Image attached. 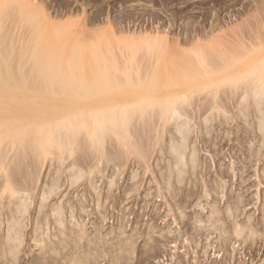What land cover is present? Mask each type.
Instances as JSON below:
<instances>
[{
    "label": "bare ground",
    "instance_id": "obj_1",
    "mask_svg": "<svg viewBox=\"0 0 264 264\" xmlns=\"http://www.w3.org/2000/svg\"><path fill=\"white\" fill-rule=\"evenodd\" d=\"M261 5L264 8V4ZM65 6L67 8V5ZM257 7L256 9L258 11ZM263 13H261L262 16L264 15ZM258 16L256 17L257 19H259ZM262 16L260 17L263 18ZM53 17L54 15H51L50 11L48 12L46 4L40 0H0V262L3 261V264L4 261L9 264H26L28 261L26 260L27 262H24V260L21 259L23 255L21 256L20 253L23 252L27 243L29 245L32 242L39 256L36 255V259L33 257L35 261L31 262V264H98L100 258L102 260L105 259L106 256L111 260V264H146L150 262L149 259L157 256H161V258L154 260L156 264H164L165 261L171 263L170 261L173 260V264H241L240 262L236 263V260L233 261L227 258L229 255L225 258L223 257V260L222 257H220L219 260L213 261L209 260V256L208 258H202L200 257L201 255H195V257L192 256L194 257L192 260L187 256L185 259V257H181V254L179 255V252L187 251V248L183 249L184 247L195 244L196 247L200 246L202 249L203 247L205 248V252L203 251L204 253L202 256L207 257L208 254L206 249H208V247L213 248L212 242L208 240L212 236V238H216L217 241L215 240V242L221 249H227L229 244L232 243L231 248L234 250L237 241L239 244L244 243L245 245H250L249 248L251 252H253V256H251L253 258L250 260V264L252 262L253 264H264V252L260 253L261 249L264 251V207L261 208L263 212L261 214L262 217L259 219L253 217L252 219L251 215H245L247 216L246 219L243 220V222L240 221V223L236 221L238 215H240L238 213H241V211L238 210L239 204L243 202L240 196H237L234 201L231 200L232 202L230 204L227 202L228 205L223 209L224 206H219V200L216 198L212 200L211 198L213 196L209 193L211 197L210 201L212 200L213 202L205 206L201 204L203 201L199 200L194 207L196 208L194 211L196 212L197 210V213L194 212L195 215L193 213V216L191 215L190 217L187 216L186 209L194 204L193 200L195 199H202L203 196H205V198L207 196L208 199V193H206L207 195L205 194L207 190H214L217 193V188H220V183L218 182L219 178H211L209 182L204 180L205 183L203 181V185H205V188L207 189V186L210 185L211 189H203L202 192H199L196 188L197 191L187 192L186 189L185 193L180 194L179 190H177L184 182L187 174L189 176H197L198 172H196V170L200 168L201 171L204 167L205 162L202 161L203 157L200 152L201 146L199 147L197 143V140L200 139L199 137L202 139L204 138V140L210 139L212 144V130L215 128L214 125L222 124L219 123L221 122L219 118L222 116L223 117L220 118L221 120L226 118L222 122L228 121V118L231 117L230 111L233 107L236 110L233 108L232 110L235 112L232 113L233 115L236 114L238 117L240 116V121L243 119L245 120L248 115L253 116V144L255 146H253L252 151L250 149L249 155L253 156V165L256 161L262 160L261 155L264 156V36L260 33V35L257 36L255 33L256 31L254 32L252 30V34L254 32L256 36L251 35L254 40L250 46L249 41V44L241 43L246 37L237 32L243 39L241 38V42H235V44L229 45L231 47H228L226 50L227 43H230L229 41L232 39L228 37L229 41L227 42L225 39L224 42L220 40V37H217L221 41L220 42L215 38L216 33H214V37H211V39L210 35L209 39L216 44L217 47L213 44L211 45L212 49L209 48L213 50V52L216 48L217 51L219 47L222 49H220L221 53L220 51H218L219 53L215 51L217 54L211 51L214 56L217 55L218 60L220 58V60L223 61L220 62L216 69L217 74L221 77H218L215 73V69H213L217 59L212 62L214 65L211 63L212 60L210 61V66L212 67H205L209 65H206L207 60L205 61L204 59L209 58L211 52L210 54L208 53V57H203L204 53L198 51L200 54L199 57L196 54V59H194V56L188 59V56L187 59L183 57L185 60H182V56L184 55L182 54L179 56L181 57L179 59L180 62L178 58L172 60L174 62L176 61L174 63L176 69H172L171 72L180 69L178 71L180 73L175 72L177 74L174 75L175 78L171 79L168 77L170 80L167 81V78L165 79L166 82L160 77L161 75H159L158 78L163 80V82L153 77L156 75L155 73L160 72V66L155 73L154 71H156V69L154 68L156 64H161V61L159 62V57H163V54L158 52L159 55H162L159 57L157 56L158 60L154 59V62H156L154 65V62L151 60V57L149 59V56L145 60L146 63L142 60V56V59L139 57L141 62L143 61L145 64L141 63L138 61L139 59L137 60L135 53L138 50L137 48H139V44L145 40L152 39V42L155 43L154 46L157 45V41H159V46H165L168 38L164 36H166L167 33H165V35L162 33V35L158 36L159 32L158 35H154L155 37L153 38H150L151 35L148 37L145 32H142V35L145 34V36L140 37H138L139 34L137 37L135 35L134 37L128 36V38L122 35L123 37L120 38H125L122 44L118 35L111 32L112 35L114 34V37L117 36V38L115 37V39L111 41L114 42L116 40L115 42H117L118 45L120 43L123 45L119 48L120 45L118 47L116 44V47L123 49L125 44L123 50L126 49L124 53L127 56L124 55L125 58L123 57L121 60L123 54L120 53L122 55L120 57L117 55L116 57L115 53H113L114 51L111 52L114 49L110 50L112 46L108 39L109 45H107V43H102L104 44L103 46L99 42L102 46L95 45L89 47L90 49L85 46L83 47L80 41L67 44L63 37L64 31L66 30L65 27L70 24L69 22H72L70 25L73 26L77 19L76 21L71 18H69L71 20L67 18L68 20L65 19V21L63 19L64 23L66 22L65 24H67L64 25L63 21H60V19L58 21L56 19L54 20ZM261 20L258 21L261 22ZM263 21L264 20H262V22ZM259 22L257 24L258 26H260ZM255 24L253 26H255ZM61 26H63L64 29ZM241 28L242 27L239 29ZM250 29H254V27ZM45 30L48 31L46 32ZM261 30H263V26ZM225 31L227 32L224 33L226 35L228 31L229 34L230 32L233 33V29H228V31L226 29ZM239 32L241 33V31ZM46 33L49 35H46ZM130 33L131 32H129V34ZM262 33L264 34V31ZM234 36H236L235 33ZM207 38L208 36L206 39ZM153 39L156 41H153ZM177 39L178 36L174 41L175 43ZM237 39L239 40V38ZM197 40H195V42ZM210 40L206 41V44H202L203 47L204 45H210V43H212ZM246 41L243 40V42ZM177 42V46L173 44L176 46L174 49L179 48L178 44L181 42ZM217 42H220L219 44L224 42L222 45L225 48H223L222 45L218 46L219 44ZM149 45L148 43L146 46H141L146 47V50L142 49L146 51V54H149L150 51L155 52L154 50L156 48L159 51L161 49V46L160 49H158L159 46H156V48L154 46L153 48H149ZM199 45L200 44L197 45V49ZM187 46L189 49L192 45ZM163 47L162 50L164 49ZM167 47L170 48V45ZM118 48L116 49L118 50ZM199 49L201 50L202 48L200 47ZM88 51H90V55L86 54ZM196 51L197 50H195V52ZM121 52L123 51L121 50ZM163 52L165 53L164 50ZM143 53L140 54L143 55ZM174 53L176 54L178 52ZM174 53H171V55H174ZM180 53L181 51H179L178 54ZM184 53L186 54L185 56H187V53ZM240 53L242 54L240 55ZM191 54L194 55L192 52ZM191 54L189 53V55ZM248 54H253V59L250 55L252 61L249 60ZM154 55L156 56V54ZM243 55H245V57ZM114 56L120 58V60L116 59ZM211 57H213L212 54ZM245 58H249L248 63ZM212 59H215V57ZM244 59L246 63L242 64L241 60L243 61ZM147 60L150 61L147 62ZM164 60L167 59L164 58ZM89 62L92 63L91 65L96 64V67L99 66V68L97 67L98 70L95 68V70H97L96 72H92L91 69V73L97 76L95 79H91V81L90 79H88L89 81H87V79L83 80V77H81L82 74L79 73L84 72V66ZM217 62L219 63V61ZM164 63L167 64L165 61ZM164 63L163 65H166ZM180 63L181 65L178 68L179 65L177 66L176 64ZM182 63L185 64L182 65ZM207 63H209V61H207ZM139 64L140 66L142 65V67H140ZM135 65L138 67L135 68V70L138 69L135 71L138 72L136 74H134L135 72L133 71L134 67H136ZM165 67L167 68V65ZM130 69L134 72V77H131L132 72ZM178 74L180 76L177 78L176 76H178ZM78 78L82 80H78ZM227 84L231 87L229 93L232 95L230 96L224 87L225 85L227 87ZM23 89L24 91L34 94L35 96H32L34 99L30 101L18 99L17 94L22 92ZM8 91H10L12 95L4 93ZM203 91L204 93H202ZM115 94L119 97L121 95V97L115 98ZM56 96L61 97L59 99L60 102H56ZM124 96L126 98H124ZM225 96L232 103L226 101ZM235 96L236 98H234ZM155 106L159 109L158 113L155 112L154 116V113L151 115V111L152 107ZM151 116H154L153 121L150 120ZM133 117L135 119L146 117V120H150L152 124L147 127V124L150 123L148 121L147 124L144 123L146 124L145 129L141 130L140 128L144 126L141 125L142 127H140L139 130H134L135 127H132V122L135 121V123H138L141 119L136 122ZM198 117L200 118V123L199 121L195 123L194 120H197L195 118ZM154 118L160 121L158 120V122ZM146 120L143 122H146ZM168 122L171 124L170 129L169 127L168 129H163L166 127L164 124ZM197 122L199 124L202 123V126L200 125L201 129L198 128L200 126L199 124L197 125ZM247 122L245 121L246 124ZM225 125H227V123ZM137 126L139 125L136 124V128H138ZM130 127L133 128L134 132ZM146 129L149 130V132ZM246 129L248 128L246 127ZM164 131L165 134H163ZM107 136H110L109 139H111L110 142L108 140V144L105 143L107 142ZM112 136L115 138L113 137L114 139H112ZM214 137L216 136L214 135ZM224 137L222 136V139ZM115 139L116 141L114 143L112 140ZM138 140L143 141V143L139 144ZM214 140L213 142L216 141ZM205 142L206 140L204 143ZM217 142H219V140ZM156 145H159V147L156 148L157 150L154 151L156 152V162L151 164L149 159H151L152 151ZM214 145L219 144L213 143V146ZM19 148L24 150V152H33L32 154H34V156L32 155L31 157L34 158L29 159L31 160L29 163L26 161L27 158L25 162H23L20 155L22 152ZM151 149L152 151H150ZM10 150H14L12 153L19 151L16 155L17 157L20 155L22 161L15 155L9 154L11 157L9 156L8 158ZM22 155L24 156V154ZM13 156L17 158L16 163H19L18 166L20 165L21 171L19 170L20 167H13V163H15L16 160L12 158ZM216 158L215 160H217ZM153 159L155 160V157ZM18 160L22 162V166ZM127 161H129V163L133 162L134 167L136 166L137 169L134 168L129 172V186H127V189L125 188L126 190L124 189L123 193H119L120 190L118 192L119 194L114 193L113 187H118L117 183L121 182L118 181L120 176L122 177L119 169L122 167L121 165L126 167L125 164ZM108 163L110 164L108 169L110 170L112 168L111 173L109 172L110 175L103 176L106 172L104 170ZM232 163L233 162H231V164ZM23 164L25 167H23ZM206 164L205 170H207ZM245 166L244 163V167ZM263 166L264 165L260 166L262 168L258 170L259 183H263L264 181ZM156 167L158 171L155 170ZM129 168L131 167L129 166ZM139 168L142 170L140 169L139 171ZM14 170L16 172L18 171V173L14 172ZM123 171L124 169L122 173ZM220 172L221 171L217 172L218 176H220ZM229 172H231V170ZM100 173L101 175H99ZM109 173L107 172L106 174ZM145 173H152V175H154L153 178L159 189V192H157L155 196L153 195L154 193H152V189L151 191L148 189L144 194L138 193ZM224 174L223 171V175ZM206 175H208V172ZM237 175H239V173ZM18 176L21 177L19 178ZM242 176L241 179L244 181V176ZM230 178H232V175ZM193 180H195L193 183L196 182L197 177L193 178ZM147 181L144 184L145 186ZM196 183L194 186H196ZM222 183L224 184L225 181ZM223 184H221V187ZM120 185L119 187H122ZM150 186L151 184L148 187ZM79 187H81V190L75 194L74 192L78 190ZM72 189L73 191H71V193L70 190ZM224 189L223 187V190ZM112 190L113 192H111ZM154 191H156V189ZM137 194H140L145 204L147 201L151 200L153 196L155 197V201L158 200L163 203L162 206L159 205L161 207L158 208L157 213L154 209L155 211L153 210L154 213H152V215L150 214L148 217L147 214V218H145L147 226L143 229L141 228L142 226H137L138 222H135L137 224L134 226L133 222L128 220L125 221V216L127 214L124 211L128 208L124 211L120 209L122 212H120V214H126L125 216L120 215V219L117 221L119 231L121 232H116L119 233L116 234L112 232L113 229L111 232L109 230L111 234H114L112 238L115 237L117 241L115 240V242H113L114 239H111L112 241L108 239L109 235H106L107 232L105 234L102 233V237L106 236L107 239L99 236L103 223L108 219L107 210H109L110 207L114 209V206L116 207L118 204L121 207L124 200H129L130 202L131 198L133 199L135 196H139ZM90 203H92V205H90ZM88 205L91 207H89L90 209L87 207ZM240 207L243 208L242 204ZM204 210L209 212V214L207 213L208 216L205 217L206 221L203 219ZM128 212L129 211H127V213ZM207 214L205 213V215ZM93 216H96V220L91 221L87 219ZM225 216L229 217L231 221L229 219L230 222L226 221ZM190 219H193V221ZM109 221L110 220L107 222ZM128 222L131 223L129 224ZM158 222L163 224V226H159ZM88 223H90V225ZM127 224H129V226H127ZM175 226H179V229L173 230ZM127 227L130 229L129 232H127ZM89 228L93 230L88 231ZM115 231L116 230H114V232ZM157 232L159 234L157 236L154 235L157 234ZM28 235H30L29 239ZM203 236H205L204 238L206 239L207 245L205 241L202 243L203 240L198 242L199 237L201 238ZM230 236H232L231 240L229 239ZM139 238L145 241V247L136 250V243ZM161 240L164 241L162 243L164 245L162 246ZM177 240H179V243H177ZM180 242L183 243L181 246H179ZM179 247H181L182 250L179 251ZM171 248L173 249L171 250ZM63 253H70V258L69 260L67 259L68 261L66 262L65 258L67 256H65V258L61 260H64L63 263H61L59 260L60 258L58 259L57 257H62ZM259 253L262 254L263 257H257ZM215 254L217 253L214 252V255ZM25 255H27V253ZM215 256L218 257V254ZM151 261L153 262V259Z\"/></svg>",
    "mask_w": 264,
    "mask_h": 264
},
{
    "label": "rangeland",
    "instance_id": "obj_2",
    "mask_svg": "<svg viewBox=\"0 0 264 264\" xmlns=\"http://www.w3.org/2000/svg\"><path fill=\"white\" fill-rule=\"evenodd\" d=\"M40 1H42V2H44V4H46V7L48 8V12L50 11V13H51V15H54V20L56 19L57 21L60 19V21H63V19H64V21H65V19L66 20H68L69 18H71L72 20H75L76 21V19H77V21L76 22H74V24H73V26L72 25H70L72 22H69L70 24V26L68 25V26H66L65 27V31H64V39L66 40V43L67 44H70V43H72V42H75V41H80V43L81 44H83V47L85 46V47H88V49H90L89 47H93V46H95V45H101L102 43H107V45H109V43L111 44V46H112V48H110V50L111 49H114V50H112L111 52H113V53H115V55H116V57H117V55H119L118 57H120L122 54V56H121V60L123 59V57L125 58V56L124 55H126L125 53H124V51L126 52V49L125 50H123L124 48H125V44H124V47H123V49H119V48H121V46H123V45H121V43L119 44L120 45V47H119V45H118V43L117 42H112L114 39H115V37L117 38V36H113L112 34H111V32L113 33H115V35H118V38H122L123 36H127V37H125V38H128V36H130V37H134L135 35H136V37L138 36V34H139V36L138 37H140V36H145V34L148 36V37H150V35H151V37L150 38H153V37H155L154 35H158V33H159V35L158 36H160V35H162V33L165 35V33H167L166 34V36H164L165 38H168V40H167V44H165V46L164 45H160L161 46V49H160V46L158 45L159 43V41H157L156 43H157V45L156 46H159L158 47V49H160V51L159 50H157V48H156V46H154V44L155 43H153L152 42V39H150V40H147V41H149V42H147L146 40L142 43H140L139 44V48H137L138 50L136 51V53H135V55L137 56L136 58H137V60L138 61H140L141 62V56L143 57V59L142 60H144V62L146 63V59L148 58V56H149V59H150V57H151V60L154 62V59H157V56L159 57L160 55H162L163 54V57L161 56V57H159V62L161 61V64L159 65V64H156V62H154V65H155V68L154 69H156V71H154V73L155 72H157L158 71V69H159V66L161 67L159 70H160V72H157V73H155L156 75H157V77H156V75H154L153 77L154 78H157L158 80L160 79V78H158L159 77V75H161L160 77L161 78H163V80L165 81V79H167L168 77L169 78H171V79H174L175 78V72H177V73H180V72H178L180 69H178V71H172L171 72V70L172 69H176V66H175V62L174 61H172V60H176L177 58H178V60L181 58V57H179L180 55H182V54H184L183 56H182V60L186 57V59H187V57L189 56V58L188 59H190V57L191 56H194V59H196L197 57V55H198V57H199V54L200 53H198V51L199 52H203L204 54H203V57H208L207 55H209L210 54V52L212 51L213 52V50H210V48L212 47L211 45H213L214 43L209 39V36H210V38L211 37H214V33H216L215 34V38L216 39H218L217 37H220V40H223L224 42H225V39L227 40V42L229 41L228 40V37H229V39H232V40H230L229 42L230 43H232V44H230V43H227L228 45H227V48H226V50L228 49V47H231V46H229V45H233V44H235V42L236 43H238V42H241V38L243 39V37L242 36H244V37H246V38H244L243 40L244 41H246V42H243V40H242V42L241 43H245V44H249L248 43V41L250 42V46H251V44L253 43V36H258V35H262V36H264V34L262 33L263 31H264V21L262 22V20H264V15L262 16V14L261 13H263L264 11V8L262 7V5L261 4H264V0L262 1V0H40ZM255 1V2H254ZM260 1V2H259ZM46 2V3H45ZM65 2H66V4H65ZM257 3V4H256ZM259 4V5H258ZM65 5H67V8H66V6ZM65 6V7H64ZM255 6V7H254ZM257 6H260V7H257ZM256 7L258 8V11H257V9H256ZM261 7H262V9H261ZM70 8V9H69ZM254 8V9H253ZM256 9V10H255ZM261 9V10H260ZM263 11V12H262ZM71 12V13H70ZM259 15H257L256 13ZM256 15H255V14ZM260 13V14H259ZM264 14V13H263ZM254 15H255V17H254ZM258 16V18L259 19H257L256 17ZM260 16H262L263 18H261ZM66 17V18H65ZM68 18V19H67ZM262 20H261V19ZM71 19H69V20H71ZM257 20V21H256ZM261 20V22H259V21ZM64 21H63V23H64ZM254 22V23H253ZM258 22L260 23L259 25L260 26H258L257 24H258ZM66 23V22H65ZM64 23V25H67V24H65ZM256 23V24H255ZM76 24V25H75ZM255 24V26H253ZM263 24V25H262ZM237 26V27H236ZM262 26H263V30H261L262 29ZM61 27H63V26H61ZM68 27V28H67ZM112 27V28H111ZM231 27V28H230ZM234 27V28H233ZM240 27H242L241 29H239ZM254 27V29H250V28H253ZM109 28H111V29H109ZM214 28V29H213ZM259 28H261V29H259ZM63 29H64V27H63ZM227 29V31H228V29H233V33H231L230 32V34H229V31H228V36L226 35V34H224V33H227L225 30ZM235 29V30H234ZM256 29V30H255ZM163 30V31H162ZM222 30V31H221ZM224 30V31H223ZM237 30V31H236ZM249 30V31H248ZM252 30L256 33V35H254L255 33L253 32V34H252ZM46 32L48 31V30H45ZM158 31V32H157ZM205 31V32H204ZM216 31V32H215ZM232 31V30H231ZM235 31V32H234ZM239 31H241V33L239 32ZM243 31V32H242ZM246 31V32H245ZM248 31V32H247ZM261 31V32H260ZM124 32V33H123ZM129 32H131L130 34H129ZM133 32V33H132ZM142 32H145V34L144 35H142ZM150 32V33H149ZM210 34H209V33ZM221 32V33H220ZM239 34H241V35H239ZM245 32V33H244ZM251 32V33H250ZM126 33V34H125ZM153 33V34H152ZM157 33V34H156ZM199 33V34H198ZM234 33L236 34V36H234ZM246 33H248V34H246ZM258 33V34H257ZM260 33V34H259ZM48 33H46V35H47ZM113 36H111V35ZM131 34H133V35H131ZM149 34V35H148ZM204 34V35H203ZM233 34V35H232ZM250 34V35H249ZM49 35V34H48ZM123 35V36H122ZM213 35V36H212ZM217 35V36H216ZM239 35V36H238ZM245 35H247V36H245ZM251 35H253V36H251ZM176 36V37H175ZM177 36H178V39H177V41H179V42H181V43H179L178 44V47L180 48H176V49H174L176 46H177V44L176 43H178L177 41H176V43L174 42L175 40H176V38H177ZM194 36V37H193ZM208 36V38L206 39V37ZM231 36H232V38H231ZM233 36H234V38H233ZM248 36H250V37H248ZM201 37V38H200ZM222 37V38H221ZM224 37H227V38H224ZM111 38V39H110ZM120 38V39H121ZM124 38V39H125ZM188 38V39H187ZM190 38V39H189ZM192 38V39H191ZM196 38V39H195ZM214 38V39H215ZM237 38H239V40L237 39ZM110 41H108V40ZM124 39H121V41L120 42H122V44L124 43L123 42V40ZM170 39V40H169ZM184 39V40H183ZM198 39V40H197ZM200 39H202V40H200ZM205 39V40H204ZM212 39V38H211ZM215 39V40H216ZM234 39V40H233ZM101 40H102V42H101ZM112 40V41H111ZM195 40H197L196 42H195ZM210 40V42H212V43H210V45H204V47H203V45L202 44H206V41H209ZM215 40H213V41H215ZM219 40V39H218ZM218 40H216V41H218ZM219 40V41H220ZM237 40V41H236ZM118 41V40H117ZM151 41V42H150ZM153 41H156V40H154L153 39ZM174 43H173V42ZM202 42V43H200V42ZM204 41H205V43H204ZM215 41V42H216ZM233 41V42H232ZM101 44H100V43ZM109 42V43H108ZM186 42H188V43H186ZM195 42V43H194ZM199 42V43H198ZM221 42V41H220ZM220 42H217L218 44L220 43ZM224 42H222L221 44H219L218 46H220V45H222V44H224ZM115 45H114V44ZM146 43V44H145ZM148 43L150 44L149 45V48H153V46L156 48L154 51L155 52H157V53H155V52H151L150 51V53H152V54H150L149 52V54H146V51H143L144 49L146 50V47H141L142 45H148ZM169 43V44H168ZM197 43V44H196ZM118 45V47H116L117 45ZM153 44V45H152ZM161 44V43H160ZM173 44H175V45H173ZM182 44V45H181ZM186 44V45H185ZM193 44H194V46H193ZM198 44H200L199 46H198V49H197V45ZM103 46H104V44H102ZM101 45V46H102ZM106 45V44H105ZM170 45V48L169 47H167V46H169ZM171 45H172V47H171ZM185 47H184V46ZM187 45H192L194 48H196V49H194L192 46H190L189 47V49H188V46ZM248 45V46H249ZM164 46V47H163ZM181 46V47H180ZM186 46H187V48H186ZM207 46V47H206ZM214 46L215 47H217L216 46V44H214ZM223 46V45H222ZM221 46V47H222ZM225 46H226V44H225ZM247 46V45H246ZM108 47H110V46H108ZM162 47L164 48L163 50L165 51V53L167 54H165L164 52H163V50H162ZM202 48L201 50L199 49V48ZM210 47V48H209ZM214 47V48H215ZM102 48H104V47H102ZM105 48H106V46H105ZM116 48H118V50L116 49ZM148 48V47H147ZM172 48V49H171ZM182 48V49H181ZM184 48V49H183ZM193 48V49H192ZM203 48H204V50H203ZM223 48H225L224 46H223ZM143 49V50H142ZM186 49V50H185ZM188 49V50H187ZM193 51H192V50ZM206 49H207V51H206ZM212 49V48H211ZM220 47L218 48V51H220ZM121 50L123 51V52H121ZM162 50V51H161ZM182 50H184V51H182ZM195 50H197L196 52H195ZM222 50V49H221ZM172 51V52H171ZM179 51H181V53L180 54H178L179 53ZM188 51H189V53L191 54V52L194 54V55H189V53H188ZM215 51H217V48H216V50H214V52L213 53H215V54H217V52H215ZM244 51V50H243ZM128 52V51H127ZM137 52H138V55H137ZM145 53V55H144V53ZM158 52H160V53H162V54H160L159 55V53ZM170 52V53H169ZM174 52H178V53H174ZM184 52H186L187 53V56H185L186 54L184 53ZM206 52V53H205ZM211 52V54H212V56L213 57H211V54L209 55V58H206V59H204L205 61L207 60V61H209V63H207V61H206V65H209V66H205V67H212V66H210L211 65V63L212 62H214L216 59H217V61H219V63L216 61L214 64H215V66H213L214 68L213 69H215V73H216V75H218V77H221L219 74H217V68H218V65L220 64V62L222 61V60H220V58H219V60H218V58H217V55L216 56H214V54ZM120 53H122V54H120ZM140 53H143V55L142 54H140ZM171 53H174V55L172 54L171 55ZM209 53V54H208ZM219 53V52H218ZM220 53H221V51H220ZM243 53V52H242ZM242 53H240V55L242 54ZM253 53V52H252ZM87 55H90V51H88L87 53H86ZM128 54V53H127ZM154 54H156V56L154 55ZM170 54V55H169ZM197 54V55H196ZM151 55H153V56H151ZM206 55V56H205ZM220 55V54H219ZM218 55V56H219ZM229 55V54H228ZM251 55V57H252V59H253V54H250ZM250 55L248 54V56H249V58H250ZM127 56V55H126ZM144 56H145V59H144ZM169 56V57H168ZM171 56H174V57H171ZM221 56V55H220ZM219 56V57H220ZM244 57H245V55H243ZM247 56V55H246ZM115 57V56H114ZM115 57V58H116ZM141 59H140V58ZM184 57V58H183ZM201 57H202V54H201ZM215 57V59H212V58H214ZM164 58L165 59H167V60H164ZM169 58V59H168ZM249 58H245V59H247V61L244 59L243 61L241 60V62H242V64H245L246 62L248 63L249 61H248V59ZM116 59H118V60H120V58H116ZM192 59V58H191ZM208 59H210V60H208ZM252 59L250 58L249 60L250 61H252ZM158 60V59H157ZM178 60H177V62H178ZM181 60V61H182ZM185 60V59H184ZM212 60V61H211ZM138 61H136L137 63H139ZM150 60H147V62H149ZM156 61V60H155ZM164 61L165 62H167V64L166 63H164ZM210 61H211V63H210ZM246 61V62H245ZM135 62V63H136ZM179 62H180V60H179ZM182 62H184V61H182ZM223 62V61H222ZM141 63H143V61L141 62ZM145 63H143V64H145ZM163 63L164 64H166L167 65V68L165 67L166 65H163ZM173 65H172V64ZM92 63H86L85 65L86 66H84L85 67V69H83V71L84 72H79L80 74H82L81 75V77H83L82 79L83 80H85V79H87V81H89L88 79H90V81H91V79L93 80V79H95L97 76H95V74L93 73H91V69H92V72H96L98 69H97V67L99 68V66H97L96 67V64H93V65H91ZM153 64V63H152ZM185 64V63H184ZM183 63H182V65H184ZM213 63H212V65H214ZM89 65H91V66H93V67H91V66H89ZM128 65V64H127ZM172 65V66H171ZM177 66H178V68L180 67V65H181V63L180 64H176ZM203 65H205V64H203ZM95 66V67H94ZM129 66H131V65H129ZM136 67H134V72L135 71H137V70H135V68H138L137 67V65H135ZM139 66H140V64H139ZM217 66V67H216ZM88 67V68H87ZM140 67H142V65L140 66ZM167 69H165V68ZM172 67V68H171ZM216 67V68H215ZM94 68V69H93ZM95 68L97 69V70H95ZM140 69V68H139ZM162 69V70H161ZM170 69V70H169ZM212 69V70H213ZM86 70V71H85ZM94 70V71H93ZM132 69H130V71H131ZM166 70V71H165ZM181 70H182V68H181ZM133 71H131L132 73H131V77H134L135 75H133ZM139 71H141V70H139ZM161 71H164V72H161ZM171 73H170V72ZM209 71H210V69H209ZM166 72V73H165ZM86 73V74H85ZM91 73V74H90ZM136 73H138V72H135L134 74H136ZM158 73H160V74H158ZM79 74V75H80ZM167 74V75H166ZM92 75V76H91ZM93 75H94V77H93ZM177 75V74H176ZM85 76V77H84ZM90 76V77H89ZM180 75L178 74V76H176L177 78L179 77ZM80 77V78H81ZM88 77V78H87ZM93 77V78H92ZM173 77V78H172ZM167 79V81H169L170 79ZM82 79H79L78 78V80H82ZM135 79V78H134ZM161 80V79H160ZM163 80H161V81H163ZM163 81V82H164ZM166 82V81H165ZM230 85H228L227 84V87H226V85L224 86L225 87V90H227L228 92L227 93H229V91H230V89H231V87H229ZM228 88V89H227ZM223 89V88H222ZM4 93H6V94H10V95H12L11 94V92L10 91H8V92H4ZM202 93H204V91L202 92ZM201 93V94H202ZM226 93V94H227ZM118 94V93H117ZM225 94V95H226ZM111 95V94H110ZM230 95H232L231 93H229V96ZM17 98L18 99H23V100H28V101H30V100H33L34 98H32V96H35L34 94H31V93H29V92H27V91H24V89H23V91L22 92H20L19 94H17ZM227 96V95H226ZM226 96H225V99H226V101H229V99L228 98H226ZM228 96V97H229ZM120 97H121V95H120ZM119 96H116V94H115V98H120ZM128 97V96H127ZM57 100H56V102H60L59 101V99L61 98L60 96H56L55 97ZM124 98H126L125 96H124ZM231 98V97H230ZM234 98H236V96L234 97ZM232 101V100H231ZM230 102V101H229ZM228 103V102H227ZM230 103H232V102H230ZM230 103H228V104H230ZM154 108V109H153ZM234 108V107H233ZM232 108V109H233ZM158 107H152V111H151V115H153V113H154V116H155V112L156 113H158ZM231 109V111H230V115H231V117H229L228 118V121L226 120L225 122H222V121H224V119H226V118H223L222 120L220 119V118H222V117H220L219 118V121H221V122H219V123H222L221 125H214V127L215 128H213V130H212V138H213V140H214V138H215V142H213V140H212V144H211V140L209 139V140H207V139H205L206 140V142L204 143V138L202 139L201 137H199L198 139L199 140H197V143H198V145H199V147L201 146L202 147V149H201V147H200V152L202 153L201 154V156L203 157V159H202V161L203 162H205V164H206V162H207V170H205V164H204V167L201 169V171H200V168H198L197 170H196V172H198L197 174V176L195 175H191V176H189L188 174V176L186 175V177H185V180H184V182L182 183V185H180V188L182 189H177V190H179V192H180V194L181 193H185L186 191V189H187V192H191V191H197V189H198V191L199 192H202L203 191V189H206L205 188V185H203V181L204 180H206V182H209V181H211V178L213 179V178H219V180H218V182L220 183V188H217V190H218V192L216 193V191H211V190H207L208 188L209 189H211V186L210 185H208L207 186V192H205V194L206 193H208V199H207V196H206V198H205V196H203V198L202 199H195V198H193V199H195V200H193V202H194V204H192L193 205V207H192V205L189 207V208H187L186 209V213L188 214L187 216H190L191 217V215L195 212L194 211V209H196V208H194L195 207V204L197 203V202H199V200H202L203 202H201V204L203 205H205V206H207L206 204H208V203H212L213 201L212 200H214L213 198H216V199H218L219 200V206L220 207H223V209L224 208H226V206L228 205V203L230 204L232 201H234V200H236V197L237 196H240L242 199L241 200H243V202L242 203H240L239 205L241 206V204H242V206H243V208H241L240 206H239V208H238V210H240L241 211V213H238V214H240V215H238V218L236 219V221H241V222H243V220H245L246 219V217L247 216H249V215H251L252 216V219H253V217L254 218H256V219H259L260 217H262L261 216V214L263 213L262 212V210H261V208H263L264 207V181H263V183H259V181H260V179H259V177H258V170H259V168H262V167H260V166H262V165H264V156H262L261 155V159L262 160H260V161H256V163L253 165L252 163H253V156L252 155H249V153H250V149H251V151L253 150V146H255L254 144H253V116L252 115H248V117L244 120L243 118V120L242 121H240V119H241V117L239 116H237L236 114H234L233 115V113L232 112H235L234 110H232ZM235 109V108H234ZM149 110V109H148ZM156 110V111H155ZM236 110V109H235ZM135 114V113H134ZM133 114V115H134ZM229 115V116H230ZM153 116V117H154ZM233 116V117H232ZM238 118H237V117ZM136 117V116H135ZM148 117V116H147ZM153 117L151 116L150 117V120L151 121H153ZM156 117L158 118V116L156 115ZM134 118V117H133ZM132 118V119H133ZM152 118V119H151ZM199 118V117H198ZM198 118H195V119H197V120H194V122L196 123V121H199L200 120V118L198 119ZM139 119H141V118H137V119H135L134 118V120H136V122H138V120ZM147 118L146 117H144V118H142L141 120H139V122L138 123H135V121H131L132 122V127L134 128V130L136 129V130H139V128L140 127H142L143 125V127L142 128H140L141 130L142 129H145L146 127V124L148 123V121L150 122V123H148L147 124V127H148V125H151L152 124V122L150 121V120H146ZM155 119V118H154ZM146 120V122H143V121H145ZM155 120H157V119H155ZM159 120V119H158ZM157 120V121H158ZM160 121V120H159ZM158 121V122H159ZM245 121L247 122V124L245 123ZM130 122V123H131ZM214 122H216V121H214ZM244 122V123H243ZM251 122V123H250ZM134 123V124H133ZM140 123V124H139ZM144 123H146V124H144ZM199 123H200V121H199ZM198 122H197V125L199 124ZM227 123V125H225ZM136 124L137 125H139V126H137L138 128H136ZM214 124V123H213ZM241 124V125H240ZM142 125V126H141ZM165 126V128H163V129H168V127H169V129H170V127H171V124H169V122L168 123H165L164 124ZM196 125V126H197ZM202 126V123L201 124H199V126ZM248 125V126H247ZM250 125V126H249ZM130 126H131V124H130ZM201 126L200 127H198V128H200L201 129ZM217 126H219V127H217ZM132 127H130V129L131 130H133V128ZM244 127V128H243ZM246 127L248 128V129H246ZM219 130H218V129ZM241 128H242V130H241ZM215 129V130H214ZM251 129V130H250ZM134 130H133V132H134ZM147 130V129H146ZM199 130V129H198ZM217 130V131H216ZM145 131V130H144ZM148 132H149V130H147ZM221 133H220V132ZM225 131V132H224ZM228 131V132H227ZM237 131V132H236ZM147 132V133H148ZM216 132V133H215ZM245 132V133H244ZM225 133H227V134H225ZM251 135H250V134ZM163 134H165V131L163 132ZM109 135V134H108ZM145 135H146V132H145ZM214 135L216 136V137H214ZM217 135H218V138H217ZM222 136L224 137L223 139L225 140H223L222 139ZM108 137V138H107ZM106 138V140H107V142H105L106 144H108V140H109V142H110V140L111 139H109V137L110 136H107ZM114 136H112L111 138L112 139H114L113 138ZM164 137V136H163ZM217 138V139H216ZM231 140H230V139ZM241 138V139H240ZM219 140V142H217ZM112 141H114V143H115V141H116V139L115 140H112ZM222 141H223V143H222ZM250 142V143H249ZM138 143L139 144H141V143H143V141H140V140H138ZM138 143H137V145H138ZM213 143L214 144H219V145H214L213 146ZM212 145V146H211ZM205 146V147H204ZM241 146V147H240ZM157 147H159V145H156L155 147H154V149H153V151H152V149L150 150V151H152V156H151V159H149V162L151 163V164H153L154 162H156V152H154V151H156L157 149ZM211 147V148H210ZM216 147V148H215ZM18 149V148H17ZM17 149H15V150H17ZM12 150V149H11ZM9 151V153H8V158H9V156L10 155H15L16 157H17V153L19 152H15V153H12L13 151ZM19 150L22 152H20L19 154L21 155V157H22V159H23V162H25V159L27 158V162L29 163L31 160H29V159H32V158H34V157H31L32 155L34 156V154H32L33 152H31L30 150V153L29 152H24V150H22V149H20L19 148ZM206 152H205V151ZM215 150V151H214ZM25 151H28V150H25ZM203 151V152H202ZM219 151V152H218ZM211 152V153H210ZM12 153V154H11ZM29 153V154H28ZM205 153V154H204ZM221 153H223V154H221ZM245 153V154H244ZM10 154V155H9ZM22 154H24V156L22 155ZM28 154V155H27ZM204 154V155H203ZM208 154V155H207ZM20 155H19V157H17V158H20ZM211 155V156H210ZM263 155H264V152H263ZM15 156H13L12 158L15 160V163H13V167H15V166H18V164L16 163V161H17V158L15 157ZM27 156V157H26ZM214 156V157H213ZM11 157V156H10ZM29 157V158H28ZM155 157V160L153 159ZM158 157V156H157ZM211 157V158H210ZM217 157V158H216ZM249 157V158H248ZM205 158H206V160H205ZM213 158V159H212ZM215 158L217 159V160H215ZM211 159V160H210ZM233 159V160H232ZM8 160V159H7ZM19 160H21V158L19 159ZM18 160V162H20ZM22 161V160H21ZM210 161H212V162H210ZM240 161V162H239ZM231 162H233L232 164H231ZM249 162H251V163H249ZM244 163H245V167H244ZM247 163V164H246ZM15 164H17V165H15ZM20 164H21V166H22V162H20ZM130 164V165H129ZM209 164V165H208ZM221 164V165H220ZM243 164V165H242ZM250 164V165H249ZM261 164V165H260ZM25 165L27 166V164L25 163ZM25 165L23 164V167H25ZM211 165V166H210ZM258 165H259V167H258ZM122 166V167H121ZM120 167V175H122V177L120 176V178L118 179V181L120 182V183H117V185H118V187H113V189H114V193H118L119 192V190H120V192L119 193H123V190L126 188L127 189V186H129V172L132 170V169H134V168H136L137 169V167L135 166L134 167V163L133 162H131V163H129V161H127L126 162V164H125V166L126 167H124V165H121ZM129 166L131 167V168H129ZM217 166V167H216ZM233 166V167H232ZM248 166H249V168H248ZM18 167H20V165L18 166ZM18 167H17V169H18ZM22 167V168H23ZM110 167V164L108 163V165L106 166V169L104 170V171H106L104 174H103V176L105 175H110V173H111V170H112V168L109 170L108 168ZM220 167V168H219ZM239 167V168H238ZM244 167V168H243ZM264 167V166H263ZM11 168V167H10ZM44 168V167H43ZM124 169V171H123V173H122V170ZM128 168V169H127ZM212 168V169H211ZM215 168V169H214ZM231 168V169H230ZM243 168V169H242ZM247 168V169H246ZM16 169V168H15ZM140 169L141 168H139V171H140ZM210 169V170H209ZM219 169V170H218ZM231 170V172H229L230 170ZM237 169V170H236ZM19 170L21 171V167L19 168ZM43 170V169H42ZM109 170V171H108ZM127 170H128V172H127ZM142 170V169H141ZM156 171H158V169H157V167H156V169H155ZM204 170V171H203ZM209 170V171H208ZM213 170H215V171H213ZM227 170V171H226ZM241 170V171H240ZM245 170V171H244ZM247 170V171H246ZM19 171V172H20ZM206 171V172H205ZM219 171H221L220 173H219V175L220 176H218L217 175V172H219ZM223 171H224V175H223ZM235 171V172H234ZM244 171V172H243ZM9 172H10V170H9ZM14 172H16L15 170H14ZM109 173V174H106V173ZM205 172V173H204ZM207 172H208V175H206L207 174ZM241 172V173H240ZM243 172V173H242ZM255 172V173H254ZM16 173H18V171L16 172ZM127 173H128V177H127ZM226 173H227V176H226ZM232 173H234V174H232ZM239 173V175H237ZM118 174H119V171H118ZM215 174V175H214ZM257 174V175H256ZM18 175V174H17ZM99 175H101V173L99 174ZM142 175V174H141ZM150 175H152V173L151 174H147V173H145V175L143 176V178H142V183H141V186H140V189L138 190V193H142V194H144V192L146 191L147 192V190L149 189V191H151V189H152V193H154L153 195L155 196L156 194H157V192H159V189H158V185H157V183L155 182V180H154V175H152V176H150ZM203 175V176H202ZM214 177H213V176ZM231 175H232V178H230L231 177ZM234 175V176H233ZM244 177H243V176ZM207 176V177H206ZM223 176V177H222ZM241 176L243 177V179H244V181H242V179H241ZM19 178L21 177V176H18ZM142 177V176H141ZM195 177H197V181L196 182H198V183H196V182H194L193 183V181H195V180H193V178H195ZM202 177V178H201ZM221 177V178H220ZM247 179H246V178ZM258 177V178H257ZM105 178V177H104ZM145 178V179H144ZM225 178V179H224ZM234 178V179H233ZM240 178V179H239ZM1 179V178H0ZM121 179V180H120ZM149 179V180H148ZM151 179V180H150ZM203 179V180H202ZM221 179V180H220ZM223 179V180H222ZM127 180V181H126ZM150 182H148V181ZM227 180V181H226ZM147 181V183H146V186L144 185L145 184V182ZM221 181V182H220ZM225 181V183L223 184L222 182H224ZM202 182V183H201ZM227 182V183H226ZM122 183V184H121ZM156 183V184H155ZM190 183H192V184H190ZM195 183H196V186H194L195 185ZM204 183H205V181H204ZM121 184V185H120ZM127 184V185H126ZM151 184V186L150 187H148L149 185ZM154 184V185H153ZM185 184V185H184ZM188 184V185H187ZM221 184H223L222 185V187H221ZM259 184V185H258ZM119 185L120 186H122V187H119ZM153 185V186H152ZM226 185H228V186H226ZM143 186V187H142ZM145 186V187H144ZM186 186H188V187H186ZM191 186V187H190ZM202 186H203V188H202ZM210 186V187H209ZM223 187L225 188L224 190H223ZM118 188H120V189H118ZM145 188V189H144ZM190 188V189H189ZM197 188V189H196ZM200 188H202V189H200ZM116 189V190H115ZM118 189V190H117ZM125 189V190H126ZM144 191H143V190ZM156 189V191H154ZM194 189H196V190H194ZM220 189V190H219ZM227 189V190H226ZM81 190V187H79L78 188V190H76L74 193L76 194V192H79ZM181 190V191H180ZM71 191H73V189L72 190H70V192ZM209 191V192H208ZM242 191V192H241ZM111 192H113V190L111 191ZM145 192V193H146ZM214 192V193H213ZM220 192V193H219ZM241 192V193H240ZM72 193V192H71ZM118 193V194H119ZM209 193H211L212 195L211 196H213L212 198L210 197V194ZM225 193V194H224ZM237 193H238V195H237ZM203 194H204V192H203ZM215 194H216V196H215ZM222 196H221V195ZM137 195H139V196H135L133 199L131 198V200H130V202H129V200L128 201H126V200H124L123 202H122V205H121V207H120V205L118 204L116 207L114 206V209H111V207L109 208V210H107V212H108V219H106L105 221V223H103V227L101 228L102 230H100V232H99V236H101L102 237V233H106L107 232V234L106 235H109V237H108V239H114L113 240V242H115V240L117 241V239L114 237V238H112L113 236H114V234L113 233H116V232H121V231H119V226H118V222L117 221H119V219H120V215H126L125 217L127 218H125V221L126 220H128V221H131V222H133L134 223V226L137 224V223H135V222H138V224H137V226H139L140 225V227L141 228H143L144 229V227L145 226H147L146 225V223L147 222H145L146 220H145V218H147L146 216H147V214H148V217L150 216V214L152 215V213H154V211L157 213V211H158V208H160L161 206H162V201H155V197L153 196L152 197V199L151 200H149V201H147L146 202V204H145V202H144V200L143 199H141V197H140V194H137ZM207 195V194H206ZM242 195V196H241ZM219 196V197H218ZM228 196V197H227ZM218 197V198H217ZM221 197V198H220ZM223 197V198H222ZM227 197V198H226ZM210 198L212 199L211 201H210ZM233 198V199H232ZM235 198V199H234ZM244 198V199H243ZM159 199V198H158ZM228 199V200H227ZM137 200V201H136ZM141 200V201H140ZM142 200H143V202H142ZM154 200V201H153ZM232 200V201H231ZM152 201V202H151ZM210 201V202H209ZM224 201H225V203H224ZM134 202V203H133ZM159 202V203H158ZM218 202V201H217ZM228 202V203H227ZM246 202V203H245ZM157 203V204H156ZM244 203V204H243ZM127 204H128V207H127ZM131 204V205H130ZM90 205H92V203H90ZM125 205H126V208H125ZM141 205H142V207H141ZM159 205H161V206H159ZM245 205V206H244ZM119 206V207H118ZM132 206V207H131ZM146 206V207H145ZM88 208L90 207L89 205L87 206ZM130 207V208H129ZM144 208V209H140V208ZM157 207V208H156ZM91 208V207H90ZM89 208V209H90ZM113 208V207H112ZM116 208V209H115ZM123 208V209H122ZM129 210H128V209ZM126 210V211H124L126 214H120V212H121V210ZM152 209V210H151ZM155 209V210H154ZM163 209V208H162ZM192 209V210H191ZM154 210V211H153ZM127 211H129L128 213H127ZM149 211V212H148ZM239 211V212H240ZM112 212V213H111ZM189 212V213H188ZM110 213V214H109ZM115 213V214H114ZM122 213V212H121ZM195 213H197V210H196V212ZM195 213H194V215H195ZM205 213L207 214H209V212H206L205 210H204V213H203V219H205V217H207L208 216V214L207 215H205ZM139 214V215H138ZM143 214V215H142ZM115 215V216H114ZM245 215H247V216H245ZM112 216V217H111ZM128 216V217H127ZM135 216V217H134ZM137 216V217H136ZM141 216V217H140ZM193 216V215H192ZM227 216V215H226ZM225 216V219H226V221H228V222H230L231 220L229 219V217H226ZM93 217H94V219H93ZM93 217H91V218H87V219H90L91 221H93V220H96V216H93ZM109 217H111V218H109ZM117 217H118V219H117ZM189 217V218H190ZM129 218V219H128ZM114 219V220H113ZM149 219V218H148ZM230 221H229V220ZM108 220H110L109 222H107ZM190 220H192L193 221V219H190ZM30 221V220H29ZM28 221V222H29ZM97 221H98V219H97ZM115 221V222H114ZM158 221V220H157ZM204 221H206V219L204 220ZM235 221V220H234ZM130 222V223H131ZM238 222V223H239ZM240 222V223H241ZM30 223V222H29ZM127 223V222H126ZM129 223V222H128ZM129 223V224H130ZM159 223V222H158ZM89 225H90V223H88ZM129 224H127V226H129ZM143 224V225H142ZM30 225V224H29ZM88 225V226H89ZM174 225V224H173ZM115 226V227H114ZM117 226V227H116ZM126 226V225H125ZM159 226H163V224H160L159 223ZM112 227V228H111ZM29 228V227H28ZM128 229H127V232H129L130 231V229H129V227H127ZM113 229V230H112ZM176 229H179V226H175L174 228H173V230H176ZM92 231L93 229H88V231ZM109 230H110V232H111V230H112V234L109 232ZM114 230H116L115 232H114ZM121 230V229H120ZM181 230V229H180ZM178 231V230H177ZM110 234H109V233ZM96 233H98V232H96ZM119 233H116V234H119ZM156 233V232H155ZM104 234H103V236H104ZM159 233L157 232V234H154V235H158ZM213 235H215V234H213ZM105 238H106V236H104ZM104 237H102V238H104ZM205 236H203V237H199V239H198V242L200 241V240H203V242L202 243H204V241H205V244L207 243L206 242V239L204 238ZM232 236H230V240L232 239L231 238ZM30 238V235H28V239ZM107 239V238H106ZM142 239V238H141ZM140 238H139V240L137 241V243H136V250L137 249H142V248H144L145 247V241L144 240H141ZM205 239V240H204ZM164 240V239H163ZM161 240L162 242H161V246L162 245H164V244H162L164 241L165 242H167L166 240ZM209 241H211L212 242V244H213V248H215V249H213L212 247H208V249H206L207 250V257L206 256H202L203 255V253L205 252V248L203 247V249L202 248H200V246H198V247H196L195 246V244H193V245H189V247H182L183 249H185V248H187L186 250V252L184 253V252H179V255L181 254L182 256L181 257H185V259H186V256L187 257H189V258H194L195 257V255L197 256V255H201L200 257H202V258H208V256L210 257V261L212 260H219V258L220 257H222V260H223V257L225 258V257H227L228 255V257L227 258H230L231 260H236L235 262L236 263H238V262H240L241 264H250V260L253 258V257H251V256H253V252H251V249L249 248L250 247V245H245L244 243H242V244H239V242L237 241L236 242V247L234 248V250L231 248L232 247V243L231 244H229V246H228V248L226 249H221L220 247H218L217 246V244H216V242H215V240H216V238H212V236L208 239ZM207 240V241H208ZM214 240V241H213ZM112 241V240H111ZM144 241V242H143ZM217 241V240H216ZM234 241H235V239H234ZM264 241V240H263ZM25 243V242H24ZM177 243H179V240H177ZM166 244V243H165ZM183 243L182 242H180V244H179V246H181ZM239 244V245H238ZM32 245V242L28 245V243L26 244V246L24 247V250H23V252H21L20 253V255L22 256V260H24V262H29L30 260H32V261H30L29 263L27 262L26 264H31V262H34L35 261V259L37 258V256H39V253L36 251V247L35 246H31ZM140 245V246H139ZM207 245V244H206ZM237 245H238V247H237ZM194 246V247H193ZM215 246V247H214ZM217 246V247H216ZM246 246V247H245ZM248 246V247H247ZM27 248V249H26ZM32 248V249H31ZM192 248V249H191ZM196 248V249H195ZM29 249V250H28ZM35 249V250H34ZM173 248H171V250H172ZM230 249V250H229ZM31 250V251H30ZM135 250V251H136ZM138 250V251H139ZM180 250H182L181 249V247H179V251ZM189 250V251H188ZM193 250H195V251H193ZM222 250V251H221ZM226 252H225V251ZM249 250H250V252H249ZM253 250V249H252ZM27 251V252H26ZM33 251H34V253H33ZM197 251V252H196ZM204 251V252H203ZM217 251V252H216ZM218 251H219V253H218ZM25 252V253H24ZM30 252V253H29ZM37 252V253H36ZM195 252H196V254H195ZM201 252V253H200ZM214 252L215 253H217L218 254V257H216L215 255H217V254H215L214 255ZM264 251L261 249V252L260 253H263ZM23 253V254H22ZM27 253V255H25ZM29 253V254H28ZM249 253H250V255H249ZM259 253V255H257V257H263V255L262 254H260ZM66 254V253H65ZM64 253L62 254V257H60V256H58L57 258L60 260V262L61 263H63V261H61L63 258H65V256H67L66 258H65V260H66V262L69 260V258H70V253L68 254H66L65 255ZM187 254V255H186ZM224 254H225V256H224ZM33 255V256H32ZM37 255V256H36ZM64 255V256H63ZM191 255V256H190ZM260 255H262V256H260ZM20 256V257H21ZM134 256H135V254H134ZM192 256H194V257H192ZM216 258H215V257ZM35 259H34V258ZM108 256H106V258L105 259H102L101 260V258H100V262L98 261V264L100 263V264H108V263H110L111 262V260H109L108 258H107ZM214 257V258H213ZM232 257V258H231ZM250 257V258H249ZM256 257V258H257ZM158 258H161V256H157V257H155V258H151V259H149V261L150 262H147L148 264H156V261L154 262V260H158ZM234 258V259H233ZM249 258V259H248ZM68 259V260H67ZM153 259V262L151 261ZM1 260V259H0ZM27 260V261H26ZM108 260V261H107ZM193 260V259H192ZM174 261V260H173ZM173 261H170L171 263H167L168 261H165V263H167V264H173ZM249 261V262H248ZM3 262V261H2ZM2 262H0V264H3ZM65 263V262H64ZM146 263V264H147ZM164 263V264H165ZM4 264H9V263H5V261H4ZM32 264H34V263H32ZM51 264V263H50ZM111 264V263H110ZM251 264H253V262L251 263Z\"/></svg>",
    "mask_w": 264,
    "mask_h": 264
}]
</instances>
